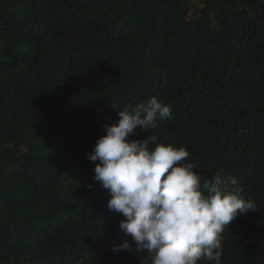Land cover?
<instances>
[{
	"label": "trees",
	"instance_id": "1",
	"mask_svg": "<svg viewBox=\"0 0 264 264\" xmlns=\"http://www.w3.org/2000/svg\"><path fill=\"white\" fill-rule=\"evenodd\" d=\"M153 96L172 118L147 134L258 205L223 264H264V0H0V264H151L88 154Z\"/></svg>",
	"mask_w": 264,
	"mask_h": 264
},
{
	"label": "clouds",
	"instance_id": "2",
	"mask_svg": "<svg viewBox=\"0 0 264 264\" xmlns=\"http://www.w3.org/2000/svg\"><path fill=\"white\" fill-rule=\"evenodd\" d=\"M105 125L88 158L94 180L109 193V210L122 215L120 228L151 264H223V232L239 214L259 209L241 195L234 176L221 168L212 178L195 171L188 148L164 143L154 132L172 118V106L156 97L118 112ZM140 129L147 135L129 141ZM231 185V190L228 186ZM131 250L125 241L117 249Z\"/></svg>",
	"mask_w": 264,
	"mask_h": 264
}]
</instances>
